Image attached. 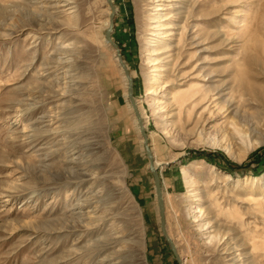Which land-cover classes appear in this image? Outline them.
Wrapping results in <instances>:
<instances>
[{
  "label": "rangeland",
  "instance_id": "rangeland-1",
  "mask_svg": "<svg viewBox=\"0 0 264 264\" xmlns=\"http://www.w3.org/2000/svg\"><path fill=\"white\" fill-rule=\"evenodd\" d=\"M49 1L0 0V264H264V0H111L121 58Z\"/></svg>",
  "mask_w": 264,
  "mask_h": 264
},
{
  "label": "bare ground",
  "instance_id": "bare-ground-1",
  "mask_svg": "<svg viewBox=\"0 0 264 264\" xmlns=\"http://www.w3.org/2000/svg\"><path fill=\"white\" fill-rule=\"evenodd\" d=\"M158 1H160V0H158ZM178 1H180V0H178ZM49 2H51V0L49 1ZM54 2V1H53ZM157 2V1H156ZM58 5H60V7H69L71 4H70V0H59L58 1V3H57ZM176 8H178V7H175V9ZM55 9H57V8H55ZM72 9V7H70V8H68L67 10H71ZM115 10V9H114ZM162 18V19H161ZM159 19H161V21L159 20V21H157V23H158V25L156 26V27H153V30L154 31H158V30H160V31H163V32H160L159 33V38H161L162 39V41L163 40H165L166 38H167V34L169 33V31H171L172 29H173V27L171 26V23L170 22H168V20H171L172 19V17H167V18H163V16L161 15V16H159ZM161 22H163V23H161ZM168 22V23H167ZM113 31V30H112ZM154 36H156L155 34H154V32L152 33ZM158 42V41H157ZM157 44V43H156ZM158 44H162L159 48H157V47H155L156 49H154V55H160V56H163L167 51H166V49L168 48V45H169V42H158ZM155 45V46H159V45ZM112 45V44H111ZM118 52H119V50H118ZM67 53H68V51H67ZM120 53V52H119ZM62 54V53H61ZM118 54V53H117ZM68 55V54H67ZM69 56H71L70 54H69ZM119 56V55H118ZM120 56H121V54H120ZM121 58V57H120ZM66 59V58H65ZM70 58H67L64 62H63V64L66 66V67H68V69L69 68H73V61L72 60H69ZM156 60H157V58H156ZM123 68H124V71H125V69H126V67L123 65ZM127 70V69H126ZM128 72V71H127ZM67 73H69V72H67ZM125 73H126V71H125ZM65 75H66V73H65ZM70 75V74H69ZM72 75V74H71ZM67 76V75H66ZM126 76H127V79L128 80H126V82L128 83V87H129V78H130V76H129V73H128V75L126 74ZM129 76V77H128ZM131 79V78H130ZM131 81H132V79H131ZM63 92V91H62ZM127 93H128V88H127ZM56 96H59V97H61V96H64V94H56L55 95V97ZM58 98V97H57ZM135 101V100H134ZM134 110H135V114H136V112L139 114V117H140V113L138 112V108H137V106H136V104H135V102H134ZM136 116H137V114H136ZM138 118V117H137ZM139 120V124H140V120H142L141 118H139L138 119ZM254 120L256 121V123L254 122ZM264 121L263 120H261L260 121V119L258 118V116H254V115H251V116H248V126L250 127L249 128V130H251L252 132H254V133H256V132H258V127L259 126H261L262 125V123H263ZM141 124H142V122H141ZM264 124V123H263ZM143 127V126H142ZM143 129H144V127H143ZM140 131H141V127H140ZM146 150V149H145ZM150 152H151V150H150ZM152 153V152H151ZM153 156V155H152ZM153 160H154V157H153ZM156 165H158L156 162H155V165H153L154 166V170L156 171ZM223 175H224V177H225V179L226 180H231L232 179V177H231V175L230 174H228V173H223ZM82 180V179H81ZM84 181V180H83ZM163 196V195H162ZM109 209V208H108ZM85 216V215H84ZM83 216V217H84ZM86 218H87V216H86ZM80 220V219H79ZM102 223V222H101ZM87 229V228H86ZM106 237V236H105ZM103 238V237H102ZM112 238V237H111ZM113 239H115V238H113ZM104 240H106L105 238H104ZM126 240H127V238H125V237H122V238H118V239H115L114 240V242L113 243H118V242H120V243H125L126 242ZM102 241V240H101ZM100 244L102 243V242H99ZM97 245H98V243H97ZM87 247V246H86ZM95 248V247H94ZM98 248V247H97ZM103 248V247H102ZM90 249V248H89ZM103 252V251H102ZM101 252V253H102ZM110 259V258H109ZM113 261H114V259H113Z\"/></svg>",
  "mask_w": 264,
  "mask_h": 264
},
{
  "label": "water",
  "instance_id": "water-1",
  "mask_svg": "<svg viewBox=\"0 0 264 264\" xmlns=\"http://www.w3.org/2000/svg\"><path fill=\"white\" fill-rule=\"evenodd\" d=\"M108 3L110 4L111 6V16H110V28L107 30L105 36H106V40L112 44V46L114 48H116V50H118L117 46L114 44L113 40H112V30L114 28V20H115V10H114V6L112 5V1L111 0H107ZM118 55L119 57L120 56V53L118 52ZM126 71V74L128 75V72L127 70L125 69ZM129 77V76H128ZM132 88H133V82L131 81V79L129 78V87H128V97L130 99V101L132 102V104L134 105V97H133V91H132ZM137 114V117L138 119L140 118L139 117V114L136 112ZM141 121V120H140ZM140 126H141V133H142V137L144 139V145H145V149H146V152H147V155H148V158L150 160V171L151 173L153 174L154 176V180H155V189H156V195H157V200H158V207H159V212H160V219H161V225H162V232L164 234V236L167 238L168 242L170 243L176 257L178 258L179 260V256H178V253L176 251V248L174 246V243L170 240L168 234H167V231H166V215H165V207H164V201H163V196H162V190H161V184H160V178H159V175L157 173V171L154 170V160H153V156H152V153L150 152V148H149V144H148V139L146 137V134L144 132V129L142 127V124L140 122Z\"/></svg>",
  "mask_w": 264,
  "mask_h": 264
}]
</instances>
